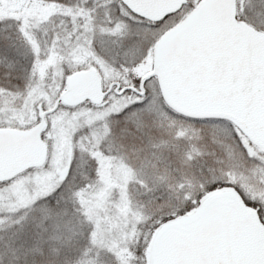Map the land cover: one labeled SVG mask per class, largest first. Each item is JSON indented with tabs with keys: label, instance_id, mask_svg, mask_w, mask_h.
Returning a JSON list of instances; mask_svg holds the SVG:
<instances>
[{
	"label": "snow or ice",
	"instance_id": "snow-or-ice-1",
	"mask_svg": "<svg viewBox=\"0 0 264 264\" xmlns=\"http://www.w3.org/2000/svg\"><path fill=\"white\" fill-rule=\"evenodd\" d=\"M0 264H264V0H0Z\"/></svg>",
	"mask_w": 264,
	"mask_h": 264
}]
</instances>
